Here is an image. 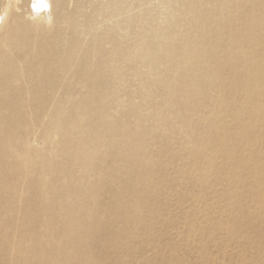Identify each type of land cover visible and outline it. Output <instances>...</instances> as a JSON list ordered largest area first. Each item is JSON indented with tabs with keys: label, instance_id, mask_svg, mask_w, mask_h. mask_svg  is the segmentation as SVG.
Wrapping results in <instances>:
<instances>
[{
	"label": "bare ground",
	"instance_id": "bare-ground-1",
	"mask_svg": "<svg viewBox=\"0 0 264 264\" xmlns=\"http://www.w3.org/2000/svg\"><path fill=\"white\" fill-rule=\"evenodd\" d=\"M39 132L52 193L24 212L0 201V264H100L92 246L171 222L189 185L261 182L264 0H0V156ZM250 201L264 216V189ZM201 213L184 215L190 233Z\"/></svg>",
	"mask_w": 264,
	"mask_h": 264
},
{
	"label": "rangeland",
	"instance_id": "rangeland-1",
	"mask_svg": "<svg viewBox=\"0 0 264 264\" xmlns=\"http://www.w3.org/2000/svg\"><path fill=\"white\" fill-rule=\"evenodd\" d=\"M153 20L151 15L146 17L147 23ZM261 140L264 150V136ZM19 146L21 157L12 153L0 156V201L7 200L14 210L24 212L33 202L36 207H41L52 193L49 163L45 157V153L51 150V144L39 132L35 142L28 138ZM162 148L164 157L166 150L168 156L170 151H174V146ZM246 149L244 145L240 147L242 152ZM250 159L259 165L264 164L262 158L251 156ZM211 167L223 168V158L215 159ZM230 167L242 173L239 165L238 168L234 165ZM210 181L217 185L214 190L188 186V189H194L191 191L194 194L186 199L184 208L176 199L170 201L166 210L171 213V222H165L162 217L154 218L153 233L143 226L133 230L134 226L130 225L122 233V240L118 243L120 248L104 249L94 245L90 248L89 258L98 260L100 264H251L254 258L261 257L264 264V223L255 219H264V216L260 215L261 204L250 201L256 193L263 191L264 180L258 182L250 175H243L240 180L228 184L225 176L212 174ZM119 186L116 184L112 188ZM224 188L238 195L239 199L230 204ZM107 196L103 198L104 204L109 201ZM199 210L202 213L195 218L197 230L190 233L184 224V215ZM243 213L250 216L245 218ZM50 217L47 216V219ZM240 224H244L240 235H228L230 227ZM60 226L53 227L59 229ZM120 229L116 226L115 231ZM111 237L109 233L107 239L112 241Z\"/></svg>",
	"mask_w": 264,
	"mask_h": 264
}]
</instances>
